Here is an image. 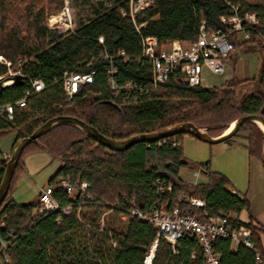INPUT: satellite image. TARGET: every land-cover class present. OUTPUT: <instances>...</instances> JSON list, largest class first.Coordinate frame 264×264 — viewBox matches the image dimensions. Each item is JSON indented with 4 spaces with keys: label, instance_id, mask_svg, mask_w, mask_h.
<instances>
[{
    "label": "trees",
    "instance_id": "16d2710c",
    "mask_svg": "<svg viewBox=\"0 0 264 264\" xmlns=\"http://www.w3.org/2000/svg\"><path fill=\"white\" fill-rule=\"evenodd\" d=\"M232 1L241 4L243 12H255L263 27L253 33L250 42L240 43L231 38L236 52L229 63L235 70L239 54L263 51L257 34L264 35V0ZM128 2L75 0L73 8L81 9L77 19L74 13L75 31L60 32L48 27L47 16L60 12L62 0H0V56L15 64L24 63L25 75L45 83V89L30 98L26 107L16 110L13 124L0 125V140L10 130H17L15 146L59 116L76 118L113 140H126L184 123H192L211 137H218L242 117L264 118V62L258 78L239 81L234 76L220 87H190L171 79L159 93L137 101L123 102L115 96L106 83V70L111 64L118 69L120 83L132 81L144 85L151 80L152 68L142 57L144 37H155L161 45L173 41L192 43L197 40L202 24L214 31L228 29L219 21L229 13L219 0H154V6L141 12L135 22L121 14V9L128 8ZM140 25L144 26L138 30ZM122 52L129 60L120 56ZM91 71H95L94 82L68 103L63 74ZM0 72H5L1 64ZM25 88V85L4 88L0 104L20 100ZM240 131L247 132L242 140L249 156L262 163V128L256 123H246ZM183 135L195 138L186 132L154 143H139L125 152H113L79 128L60 125L29 145L25 151L36 145L62 163L48 185L59 179L89 182L94 202L57 189L55 199L63 207L72 206L73 212L69 216L51 213L36 219L39 200L19 204L7 196L0 207V240L11 244L6 250L11 264H146L158 230L138 220L123 223L119 214L134 207L146 212L153 206H166L202 217L203 209L178 201L184 193L206 198L210 216H229L237 227L252 229L253 241L264 255L257 240L264 227L240 219L250 209L246 196L234 193L228 177L213 171L210 162L188 160L183 153ZM174 141L180 146L173 147ZM23 155L10 191L14 178L25 171ZM7 162L0 163V186ZM182 170L200 171L208 181L184 182L179 176ZM100 203L118 206L120 210L98 206ZM105 213L123 224L122 228L106 225L99 230V220ZM215 249L221 254V264H257L252 251L242 246L232 250L229 241H218ZM193 252L198 253L197 260L191 258ZM154 254L152 264H204L201 249L190 236L180 240L176 254L160 238Z\"/></svg>",
    "mask_w": 264,
    "mask_h": 264
},
{
    "label": "built area",
    "instance_id": "2783aa9c",
    "mask_svg": "<svg viewBox=\"0 0 264 264\" xmlns=\"http://www.w3.org/2000/svg\"><path fill=\"white\" fill-rule=\"evenodd\" d=\"M62 1V9L56 15L49 17L48 26L53 29L63 28L66 31H75L74 0ZM219 1L228 8L229 13L219 18L223 25L228 26L227 31H214L202 24L195 42L173 41L165 45H161L155 37H144L142 40V57L148 61L152 68L151 80L144 85L132 81L120 83L117 78L118 69L111 64L106 70V83L110 91L115 96L122 98L123 102H131L159 93L162 86L171 79L190 87H207L205 72L219 76L225 75L230 64L229 59L236 52V46L231 38L240 43L250 42L253 33L263 27L255 12H243L241 4L234 3L232 0ZM153 6L154 0H129L128 8L121 9V14L135 22L141 12ZM142 26L144 25L138 26V30ZM103 41L104 39L101 38L100 42L103 43ZM257 41L260 42L263 49L261 54L264 62V35L257 34ZM120 56L129 60L123 52ZM0 64L5 68L4 73L0 72V92L4 88L15 85V78L18 76L23 78V85L26 86L20 100L12 104H0V125H10L15 121L16 110L26 107L30 98L45 89V83L42 79H33L25 75L23 72L24 63L22 62L15 64L1 55ZM94 78L95 71L89 73L65 72L62 85L67 102L71 103L86 86L94 82ZM178 146L180 143L174 141L173 147ZM2 155L3 160L9 161L11 158L9 154L2 153ZM90 188L91 183L89 182H72L69 179H59L54 185L40 188L36 219L51 213L69 216L73 212L72 206L63 207L55 199L54 194L57 189H63L69 195H78L94 202V197L89 192ZM171 190V186H169L168 192ZM178 201L193 208L203 209V216L182 213L179 207L169 210L166 206L164 208L153 206L146 212L134 207L128 212L119 214L118 218L123 223L138 220L148 223L158 230L157 240L146 259V264H152L160 238L165 239L176 254L178 244L184 236H190L196 240L201 249L204 264H221V254L215 249L218 241L231 242L232 250H237L242 246L252 251L257 264H264V255L253 241L252 229L246 226L237 227L229 216H210L206 211V198L191 197L184 193ZM132 204L135 206V201ZM97 205L120 210L118 206L111 207L107 203ZM104 216L102 222H104ZM0 242V264H11L10 257L6 253L11 244L2 240ZM198 257L197 252L192 253L191 258L193 260H197ZM150 258L151 260H149Z\"/></svg>",
    "mask_w": 264,
    "mask_h": 264
},
{
    "label": "rangeland",
    "instance_id": "374dc122",
    "mask_svg": "<svg viewBox=\"0 0 264 264\" xmlns=\"http://www.w3.org/2000/svg\"><path fill=\"white\" fill-rule=\"evenodd\" d=\"M74 7L75 8H73V10L77 19L78 12L81 9L76 6ZM82 11L83 13L86 12L85 10ZM56 14L57 13L48 14L47 25L49 17ZM57 30L60 32L65 31L63 28H58ZM239 59H241L243 63L242 68L244 72L248 69V74L251 79L259 77L263 63L261 53L239 54L238 60ZM233 68V65L230 63L226 74L223 76L213 75L205 72L206 86L220 87L227 81H230L235 76ZM236 68L237 66L235 67V70ZM238 70L239 69L237 68L236 78L238 75ZM245 135H247L246 131H240L233 138L217 144H208L199 141L190 135H183V153L184 156L192 162L200 164L210 162V167L213 171L222 173L228 177L231 182L230 189L232 191H235L241 196H245L250 186V158L252 157L249 156L247 149L237 147L238 145L244 146L245 142L242 140V136ZM17 136V130H10L9 133L1 138L0 163L3 161L2 153L11 155ZM38 144L40 145V143ZM23 162L25 164V171L19 172L14 178L12 190L8 195L9 200L13 199L19 204L32 203L38 200L40 188L49 186V180L56 174L57 170L62 164L60 160L53 159L45 150L36 145L30 146L25 151V154L23 155ZM261 167L264 172V167L262 164ZM249 213L250 212L246 210L240 219L244 221L249 220ZM102 217L98 223L99 230L101 231L105 229L106 225L117 230H120L123 226V224L118 222L114 217H112L111 214H106L104 216V222H102ZM109 218L110 221H108ZM259 222L261 223V226L264 227V212L262 213ZM87 226L90 227V225ZM257 240L261 250L264 253V231H261L257 235Z\"/></svg>",
    "mask_w": 264,
    "mask_h": 264
},
{
    "label": "water",
    "instance_id": "95a60500",
    "mask_svg": "<svg viewBox=\"0 0 264 264\" xmlns=\"http://www.w3.org/2000/svg\"><path fill=\"white\" fill-rule=\"evenodd\" d=\"M23 84L24 80L21 76L15 78V86H22ZM262 113H264V109L262 110ZM246 123H256L258 125L260 124L264 132V118L262 116H246L236 120L228 127L225 132H223L218 137H211L205 129H201L192 123H184L169 127L159 132L137 135L126 140H113L103 136L96 128L91 127L76 118L67 116L56 117L46 122L31 136L19 140L14 146L11 153V158L7 162L4 178L0 186V207L5 202L9 194L14 177V172L25 149L32 143L37 142L41 137L46 135L49 131L57 126H75L82 130L88 137L95 140L98 144L107 147L109 150L113 152H125L139 143H154L186 132H191L199 141L208 144H217L227 141L236 136L242 126ZM232 125H234L233 128H231ZM262 164L264 165V148L262 152Z\"/></svg>",
    "mask_w": 264,
    "mask_h": 264
},
{
    "label": "crops",
    "instance_id": "0c3cea01",
    "mask_svg": "<svg viewBox=\"0 0 264 264\" xmlns=\"http://www.w3.org/2000/svg\"><path fill=\"white\" fill-rule=\"evenodd\" d=\"M241 59L237 63L238 75L237 78L239 81H244L250 79L248 74V69L243 70ZM237 68L234 71V75L236 76ZM237 147L246 148V146L238 145ZM248 151V150H247ZM261 162L256 158H250V186L248 192L246 193V198L250 204L249 209V220L244 222H252L254 225H260L259 219L264 212V172L261 167ZM263 165V164H262ZM264 167V166H263ZM180 179L184 182L191 184H204L207 183L208 178L206 175L200 171L193 172L190 170H182L180 171ZM236 193L235 191H233ZM245 212V211H244ZM243 212V213H244ZM242 213V214H243ZM242 216V215H241Z\"/></svg>",
    "mask_w": 264,
    "mask_h": 264
},
{
    "label": "bare ground",
    "instance_id": "6f19581e",
    "mask_svg": "<svg viewBox=\"0 0 264 264\" xmlns=\"http://www.w3.org/2000/svg\"><path fill=\"white\" fill-rule=\"evenodd\" d=\"M233 126H234V125H232V127H231V128H233ZM259 126L262 128V126H261L260 124H259ZM230 130H231V129H230ZM149 260H151V258H150Z\"/></svg>",
    "mask_w": 264,
    "mask_h": 264
}]
</instances>
